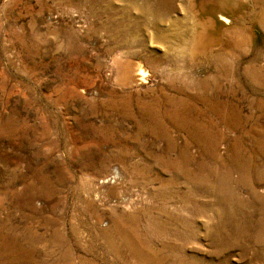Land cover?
Masks as SVG:
<instances>
[{
  "label": "rangeland",
  "instance_id": "374dc122",
  "mask_svg": "<svg viewBox=\"0 0 264 264\" xmlns=\"http://www.w3.org/2000/svg\"><path fill=\"white\" fill-rule=\"evenodd\" d=\"M115 1L0 0V264H264V0ZM127 1L180 18L195 64L164 77L135 43L154 84L110 79L148 30Z\"/></svg>",
  "mask_w": 264,
  "mask_h": 264
},
{
  "label": "bare ground",
  "instance_id": "6f19581e",
  "mask_svg": "<svg viewBox=\"0 0 264 264\" xmlns=\"http://www.w3.org/2000/svg\"><path fill=\"white\" fill-rule=\"evenodd\" d=\"M117 1V0H116ZM115 1V2H116ZM235 1V0H234ZM123 2V1H122ZM114 4V3H113ZM112 4V5H113ZM116 4H118V3H116ZM127 7H124V11H123V13H127L130 17H133L134 18V16H139V17H143V18H145L148 22H147V26H148V30H147V28L144 30L143 29V32H141V34H143V36H141V34H139L140 36H141V39H139V41L140 40H142V41H138V39L137 38H135V37H133L132 39H131V45L129 46V49H128V51L127 52H119L118 54H116L115 56H114V58L112 59V60H110V62H109V71H108V75H109V77H110V79H112V80H114V82H117L118 84H120L121 86H132V87H137V86H146V85H153V84H151V82H152V80H150L149 79V75H148V72H147V70H146V68L142 65V64H139L138 62H136L135 60H134V56H137L138 54H137V52H139L138 51V44H135V43H141V45H140V47H142L141 48V50L143 49L144 51H146L145 53H151V55L153 56V58L151 57V59L149 60V63L152 65L151 67H153L155 70L156 69H158L159 70V72H163V76L165 75V73H167L168 74V72L170 73V72H173V68L174 69H181V72H182V70H184V71H186V69H187V64H188V62H189V64H190V62L191 63H193V64H195V61H196V57L198 56V54L201 52L200 50V48H199V44L200 43H196V44H194L193 45V43H192V40H191V38H190V35L186 32V31H183V30H180V25L178 24V23H180L179 21H181V19L179 18V19H175V18H173L171 15H168V17H165V16H163V15H161V13H157L156 11H154L153 10V8H151V7H149V6H147L146 4L145 5H143L142 3H140L139 1H127ZM114 6V5H113ZM112 6V7H113ZM118 6V5H117ZM125 6V5H124ZM223 6V5H222ZM229 6V5H228ZM116 8V7H115ZM114 8V9H115ZM118 8V7H117ZM117 8H116V10H117ZM120 8V7H119ZM92 9V8H91ZM113 9V10H114ZM137 14H136V13ZM164 13V12H163ZM125 15V14H124ZM188 15V14H187ZM190 15V14H189ZM167 16V15H166ZM182 18V17H181ZM182 20H184V19H182ZM185 21V20H184ZM191 21V20H190ZM133 22V21H132ZM155 23H157V24H155ZM170 23V24H169ZM183 23V22H182ZM189 23V22H188ZM186 24V23H185ZM192 24V23H191ZM187 25V24H186ZM192 26V25H191ZM132 30V29H131ZM147 30V31H146ZM133 32V31H132ZM132 32H130V34H132ZM207 32V31H206ZM138 33H140V31H138ZM138 33H136V34H138ZM129 34V35H130ZM133 34H135V33H133ZM132 34V35H133ZM128 35V36H129ZM132 35H130V36H132ZM199 35V34H198ZM134 36V35H133ZM203 36V35H202ZM208 40V39H207ZM217 40V39H216ZM125 43V42H124ZM128 43H130V42H128ZM126 44V43H125ZM136 46H137V48H136ZM139 47V48H140ZM200 51V52H199ZM141 52V51H140ZM218 54L220 53L219 51L217 52ZM149 55V54H148ZM221 55V54H220ZM223 57H224V59H222L223 61L225 60L226 61V59L227 60H229V61H227V62H224V63H227V64H233L234 62H232L233 60H235L234 59V57H233V54L231 53V52H226L224 55H222ZM149 57V56H148ZM178 60L180 61H182V64H180V63H178ZM184 60V61H183ZM221 60V61H222ZM222 61V62H223ZM219 64H221V62L219 63ZM227 64H223V65H227ZM222 65V64H221ZM234 65V64H233ZM218 68H219V66H217ZM234 67V66H233ZM233 67H230V68H228L227 69V71H226V74H227V77H229L230 76V74H231V70H232V68ZM256 67V66H255ZM222 68V67H221ZM225 68V67H224ZM245 68H247V67H245ZM248 68H250V67H248ZM223 69V68H222ZM221 69V70H222ZM258 69V68H257ZM251 71H254V70H252V68L250 69ZM258 70H260V69H258ZM245 71H246V69H245ZM248 71V70H247ZM176 72V71H175ZM219 72H220V70H219ZM224 72H225V69H224ZM256 72H258V71H256ZM180 73V72H179ZM188 73V72H187ZM258 73H260V71L258 72ZM262 73V72H261ZM171 74V73H170ZM257 74V73H256ZM256 74H254V72H253V74L251 73V78L253 79V81L255 80V81H259V76L258 75H256ZM174 75V74H173ZM179 75V74H178ZM181 75V74H180ZM248 75V74H247ZM262 75V74H261ZM175 76H176V74H175ZM223 76V75H222ZM250 76V75H249ZM263 76H264V73H263ZM162 77V76H161ZM165 77V76H164ZM169 77H170V75H169ZM262 77V76H261ZM172 78V77H171ZM175 78H177V77H175ZM226 78V77H225ZM167 79V78H166ZM179 79H180V77H179ZM179 79H177V80H179ZM223 79V78H222ZM222 79H220V80H222ZM232 79V78H231ZM262 79H263V77H262ZM156 80H157V78H156ZM183 81H184V79H182ZM186 80H188V79H186ZM170 81V80H169ZM180 81V80H179ZM167 82V81H166ZM174 82V81H173ZM182 82V81H181ZM217 82H218V80H217ZM194 83H195V81H194ZM219 83V82H218ZM257 83H260V82H257ZM261 84H262V82H261ZM170 86H171V83H170ZM173 86H175V84L173 85ZM172 87V86H171ZM165 88V87H164ZM179 88V87H178ZM176 88L174 87V90H175ZM184 89V88H183ZM171 90V89H170ZM174 90H172V91H174ZM177 90H179V89H177ZM193 90H194V88H193ZM168 91V90H167ZM166 91V92H167ZM184 91V90H183ZM162 92V91H161ZM165 92V93H166ZM179 92H182L181 91V89H180V91ZM164 93V92H163ZM164 93V94H165ZM170 93V92H169ZM187 93V92H186ZM185 93V94H186ZM201 93V92H200ZM215 93V92H214ZM232 93V92H231ZM174 93H172L171 95H173ZM177 94V93H176ZM181 94V93H180ZM191 94V93H190ZM163 95V94H162ZM166 95H170V94H165V96ZM182 95H183V93H182ZM182 95H180V96H182ZM232 95V94H231ZM177 96V95H176ZM179 96V95H178ZM185 96V95H184ZM184 96H183V98H184ZM188 96V95H187ZM187 96H185V98H187ZM201 96V95H200ZM170 97V96H169ZM168 97V98H169ZM172 97H175V94H174V96H172ZM170 98V99H173V98ZM191 97H193V96H191ZM196 97V96H195ZM227 97V96H226ZM160 99H161V97H159ZM164 98H167V97H164ZM188 98H189V96H188ZM194 98V97H193ZM207 98V97H206ZM220 98V97H219ZM228 98V97H227ZM175 99H176V97H175ZM175 99H173V100H175ZM178 99V98H177ZM180 99H182V98H179V100ZM199 99V98H198ZM201 99H205V98H202L201 97ZM215 99V98H214ZM234 100H235V98H233ZM186 100V99H185ZM185 100H183V101H185ZM208 100V99H207ZM211 100V99H210ZM222 100V99H221ZM169 102L168 103H165V104H171L170 102H171V100H168ZM188 101V100H187ZM195 101V100H194ZM197 101V100H196ZM195 101V102H196ZM199 101V100H198ZM202 101V100H201ZM205 101H206V99H205ZM209 101V100H208ZM217 101L219 102L220 100H218L217 99ZM223 101V100H222ZM236 101V100H235ZM173 102H176V101H172V103ZM193 102V101H192ZM204 102V101H203ZM207 102V101H206ZM181 103V102H180ZM189 103H191V101L189 102ZM209 102H207V104H208ZM211 103H212V101H211ZM213 103H215V102H213ZM225 103H227V102H225ZM233 103V102H232ZM146 104V103H145ZM150 104V103H149ZM156 105L157 103H153V105ZM185 104H186V102H185ZM204 104H205V102H204ZM217 104V102L215 103V105ZM228 104V103H227ZM178 105H179V103H178ZM177 105V106H178ZM183 105V104H182ZM187 105V104H186ZM264 105V104H263ZM140 106V105H139ZM144 106V105H143ZM142 106V107H143ZM180 106V105H179ZM187 106H189V105H187ZM221 105H217L215 108H213V109H215V110H218L219 112L220 111H225L224 113L226 114V117H225V121L223 122L224 124V127L223 128H225V131H226V134H228L227 136H229V138L231 139V137L233 138V134L236 132L235 130L238 128L237 127V121H236V119H238V118H236L237 116H236V114L234 113V107H233V109H231V107H230V109H227V110H224L222 107H220ZM225 106V105H224ZM141 107V106H140ZM148 107V109H149V107H151V105L149 106H147ZM176 107V106H175ZM210 107H211V105H210ZM210 107H208V108H210ZM226 107H228V105L226 106ZM238 107V106H237ZM143 108H145V107H143ZM142 108V109H143ZM153 108H154V106L151 108V110H153ZM160 107H158V109H159ZM166 108V107H165ZM185 108V107H184ZM203 108V107H202ZM208 108H206V109H208ZM225 108V107H224ZM229 108V107H228ZM263 108V107H262ZM126 108H124V110H125ZM155 109V108H154ZM158 109H156V110H158ZM201 109V108H200ZM204 109V108H203ZM205 109V110H206ZM226 109V108H225ZM238 109V108H237ZM160 110V109H159ZM158 110V111H159ZM182 110L183 109H181V112H182ZM202 110V109H201ZM204 110V112H207V111H205ZM210 110V109H209ZM212 110V109H211ZM238 110H240V109H238ZM263 110H264V108H263ZM128 111V110H127ZM127 111H126V113H127ZM138 111V110H137ZM178 110H176V114L179 116V114H181V113H178L177 112ZM180 111V110H179ZM203 111V110H202ZM236 111V110H235ZM241 111H242V109H241ZM262 111V110H261ZM129 112V111H128ZM132 112V111H131ZM151 112V111H150ZM200 112V111H199ZM211 112V111H210ZM218 112V113H219ZM263 112V111H262ZM157 113V112H156ZM183 113H184V111H183ZM183 113H182V115H183ZM217 113V112H216ZM217 113V114H218ZM237 113V112H236ZM239 113V112H238ZM211 114V113H210ZM213 114V113H212ZM239 114H241V113H239ZM167 115V114H166ZM174 115V114H173ZM181 115V116H182ZM209 115V114H208ZM216 115V114H215ZM132 116H134L133 114H132ZM175 116V115H174ZM213 116V115H212ZM211 116V117H212ZM219 116V115H218ZM225 116V115H224ZM240 116V115H239ZM136 117V116H135ZM165 117H167V116H165ZM182 117H184V116H182ZM182 117H178L177 118V120H174L173 122H174V124L173 125H175V127H179L180 128V126H182L183 125V123H185L186 124V119H183ZM186 117V116H185ZM209 117V116H208ZM210 117V118H211ZM217 117V116H216ZM134 118V117H133ZM138 118V117H137ZM136 118V119H137ZM190 118V117H189ZM188 118V119H189ZM203 118V117H202ZM213 118V117H212ZM215 118V117H214ZM219 118V117H218ZM217 118V119H218ZM240 118V117H239ZM241 118H242V115H241ZM260 118V117H259ZM264 118V117H263ZM129 119H132V118H129ZM193 119V118H192ZM216 119V118H215ZM216 119V120H217ZM196 120V119H195ZM199 120H200V118H199ZM198 120V121H199ZM209 120V119H208ZM168 121V120H167ZM194 121V120H193ZM211 120H209L208 122H210ZM215 121V120H214ZM238 121H240V120H238ZM172 122V123H173ZM200 122H202V121H200ZM219 122H220V119H219ZM166 123V122H165ZM171 123V124H172ZM205 123V122H204ZM211 123V122H210ZM217 123V122H216ZM245 123V122H244ZM167 124V123H166ZM166 124H165V126H166ZM188 124H189V121H188ZM195 124L196 123H194L192 126H195ZM206 124V123H205ZM212 124V123H211ZM218 124V123H217ZM221 124V123H220ZM246 124V123H245ZM168 125L170 126V124L168 123ZM167 125V126H168ZM197 125H199V124H197ZM215 125V124H214ZM187 126V125H186ZM189 126V125H188ZM207 126H208V124H207ZM203 127V128H208V127ZM211 126H213V125H211ZM240 126H242L241 124H240ZM174 127V128H175ZM199 126H197V128H198ZM202 127V125H200V128ZM218 126H216V128H217ZM243 127V126H242ZM164 128V127H163ZM168 128V127H167ZM178 128V129H179ZM190 128V127H189ZM195 129H196V127H194ZM214 128V127H213ZM211 129V131L213 130V132H214V129ZM219 128V127H218ZM246 128V127H245ZM245 128H243L244 130H245ZM172 129H173V126H172ZM171 129V130H172ZM176 129V128H175ZM184 129H186L185 128V126H184V128H183V130ZM209 129H210V127H209ZM165 130V129H164ZM177 130V129H176ZM181 130V129H180ZM187 131H188V127H187V129H186ZM197 130V129H196ZM202 130V129H201ZM206 130V129H205ZM219 130V129H218ZM167 131V130H166ZM173 131H175V130H173ZM172 131V132H173ZM182 131V130H181ZM180 131V132H181ZM185 131V130H184ZM191 131H193V130H191ZM198 131V130H197ZM207 131H209V130H207ZM221 131H222V129H221ZM221 131L219 132V133H221ZM241 131V130H240ZM254 131V130H253ZM167 132H169V133H171L170 131H167ZM176 133H178V132H176ZM183 133V132H182ZM188 133V132H187ZM191 133H193V132H191ZM195 133V132H194ZM216 133H218V132H216ZM216 133H213V134H216ZM222 133H223V135H224V132L222 131ZM181 134V133H180ZM179 134V135H180ZM164 135V134H163ZM170 135V134H169ZM169 135H167V136H169ZM171 135H172V137H171ZM168 138H173L174 136H173V133L171 134ZM188 135H189V133H188ZM191 135V134H190ZM212 135V134H211ZM207 136V135H206ZM210 136V135H209ZM213 136V135H212ZM214 136H217V135H214ZM211 137L210 138V142H208V145L212 148V149H216V150H218L219 149V147H220V143H219V140H218V138H216V137ZM219 136V135H218ZM220 136H221V134H220ZM110 137H113V136H109V137H107V138H110ZM180 137V136H179ZM185 137H187V136H185ZM193 137V136H192ZM194 137H195V135H194ZM165 138V137H164ZM178 138V137H177ZM228 138V137H227ZM113 139H114V137H113ZM175 140H176V137L174 138ZM188 139V138H187ZM169 140H171V139H169ZM224 140H225V138H224ZM105 141V140H104ZM108 140H106V142H107ZM171 141H173V140H171ZM170 141V142H171ZM228 141V140H227ZM229 141H231V140H229ZM105 142V143H106ZM110 142V143H109ZM168 143L169 145L171 144H173V143ZM175 143V142H174ZM185 143H187V144H185V145H188V142H185ZM206 143V142H205ZM224 143V142H223ZM103 144H104V142H103ZM107 144H114V145H116V146H112L111 147V149H113L114 147H117V142L116 141H111V138L109 139V141H108V143ZM182 144V143H181ZM105 145V144H104ZM183 146V145H182ZM222 146V145H221ZM115 149V148H114ZM113 149V150H114ZM228 149V148H227ZM115 156V155H114ZM115 157H118V156H115ZM119 158V157H118ZM116 160H117V162H121V159H117L116 158ZM117 165V164H116ZM125 170V169H124ZM126 171V170H125ZM122 174H123V172H122V170H121V167L120 166H117V167H115L114 169H113V171H112V173H111V177H109L108 175V179H107V182H112V180H115L116 178H118L119 176H122ZM263 178V177H262ZM100 180V179H99ZM105 181V180H104ZM264 181V180H263ZM133 182V181H132ZM104 185V184H103ZM109 186V185H108ZM107 187V186H106ZM257 187V186H256ZM261 187V186H260ZM256 190H259V191H262V189H259V188H257ZM262 192H264V191H262ZM211 213V212H210ZM158 236V235H157ZM125 238V237H124ZM126 239V238H125ZM160 242V241H159ZM133 247V246H132ZM129 250V249H128ZM127 250V251H128ZM133 250V249H132ZM130 252V251H129ZM128 253V252H127ZM126 254V253H125ZM134 254V253H133ZM129 255V254H128ZM130 256V255H129ZM133 257V256H132ZM138 257V256H137ZM129 258V257H128ZM130 258H131V256H130Z\"/></svg>",
  "mask_w": 264,
  "mask_h": 264
}]
</instances>
